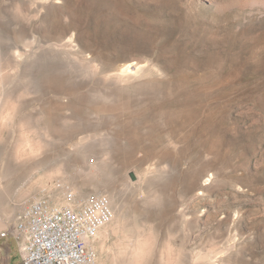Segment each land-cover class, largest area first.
Segmentation results:
<instances>
[{
  "label": "rangeland",
  "instance_id": "rangeland-1",
  "mask_svg": "<svg viewBox=\"0 0 264 264\" xmlns=\"http://www.w3.org/2000/svg\"><path fill=\"white\" fill-rule=\"evenodd\" d=\"M35 3L0 0V224L100 192L96 264H264V0Z\"/></svg>",
  "mask_w": 264,
  "mask_h": 264
},
{
  "label": "built area",
  "instance_id": "built-area-1",
  "mask_svg": "<svg viewBox=\"0 0 264 264\" xmlns=\"http://www.w3.org/2000/svg\"><path fill=\"white\" fill-rule=\"evenodd\" d=\"M66 199L65 205L57 206L50 196L41 195L18 213L10 237L21 243V264L97 263L92 245L114 217L110 200L101 193L80 201L68 194Z\"/></svg>",
  "mask_w": 264,
  "mask_h": 264
},
{
  "label": "bare ground",
  "instance_id": "bare-ground-1",
  "mask_svg": "<svg viewBox=\"0 0 264 264\" xmlns=\"http://www.w3.org/2000/svg\"><path fill=\"white\" fill-rule=\"evenodd\" d=\"M24 58H26V57H24ZM132 66H133V64L131 65H128V66H126L125 67V69H123L122 70V72H130L131 70H129V68H131L132 69ZM137 67V66H136ZM3 94H1L0 95V106L2 107V102H4L5 103V101H3L2 99H3ZM67 100V99H66ZM62 101V100H61ZM63 102V101H62ZM66 103V102H65ZM64 103V104H65ZM61 104V103H60ZM2 114V113H1ZM54 125V124H53ZM53 128V127H52ZM58 130V129H57ZM61 130V129H60ZM59 131V130H58ZM61 134V133H60ZM67 134V133H66ZM70 134V133H69ZM62 136H63V134H61ZM60 136V135H59ZM59 136H57V138L59 137ZM62 136H60V137H62ZM64 137V136H63ZM99 137V136H98ZM60 139V138H59ZM64 139V138H63ZM66 139V138H65ZM62 140V139H61ZM67 140V139H66ZM69 140V139H68ZM80 140V139H79ZM81 142H75V144H74V146H76L77 148H78V146H82V148H84L85 149V147H87V146H85V144H86V142H85V144L84 143H82L83 141L82 140H80ZM26 142V141H25ZM68 142V141H67ZM28 143V142H27ZM23 145L25 144V143H22ZM88 144V143H87ZM69 145V144H68ZM71 145V144H70ZM69 145V146H70ZM72 146H73V144H72ZM74 146H73V148H74ZM26 147V146H25ZM76 148V149H77ZM19 149V148H18ZM24 149V148H23ZM68 149H70V148H68ZM72 149V148H71ZM75 149V148H74ZM20 152H22V151H20ZM75 152H76V150H75ZM82 152H83V149H82ZM73 153H74V151H73ZM91 168H93V167H91ZM91 168L88 170L89 172L91 171ZM79 171V170H78ZM96 171V170H95ZM102 171V170H101ZM76 172V171H75ZM80 172V171H79ZM82 172V171H81ZM80 172V173H81ZM97 173L96 174H98L99 172H98V170L96 171ZM87 172H85L84 174H86ZM91 173V176H93V170H92V172H90ZM95 173V172H94ZM104 174V173H103ZM77 175H78V173H77ZM81 175H82V173H81ZM87 176H88V173L86 174ZM86 175H82V176H86ZM90 175V174H89ZM144 175V174H143ZM78 177V176H77ZM94 177H96L95 175H94ZM93 177V178H94ZM86 178H89L90 179V177H86ZM102 178V177H101ZM141 179L142 178H138V180H137V183H140L141 182ZM84 181H85V179H84ZM92 181H94V180H92ZM82 183L81 184H83V181H81ZM100 182H103V181H100ZM99 182V183H100ZM97 183V182H96ZM98 184V183H97ZM102 184V183H101ZM135 186V185H134ZM83 187V186H82ZM96 187V186H95ZM139 187H140V185H139ZM49 192V191H48ZM142 192V191H141ZM96 193H100V192H96ZM58 194V193H57ZM140 194V193H139ZM56 198V197H55ZM108 198L110 199V204H111V206H112V211L113 212H117V209L115 208V202H114V199L112 198V197H110L109 195H108ZM81 200V199H80ZM82 200H84V199H82ZM118 207V206H117ZM125 208V207H124ZM119 213V212H118ZM115 215V214H114ZM114 218V217H113ZM116 220V219H115ZM112 221H113V219H112ZM111 221V222H112ZM108 225V224H107ZM107 225H105V226H107ZM116 225V224H115ZM105 226L104 227H102V228H105ZM101 228V229H102ZM0 229H3L4 231L3 232H0V236L3 234V233H8L9 234V237L7 238L8 239V241L7 242H4V243H2V242H0V249H1V247H3V248H5L6 249V251H12V252H14L13 250V242L10 240V236L11 235H13V225H9V226H4V225H1L0 224ZM99 230L98 231V234H97V236H96V239H95V241H93V245H92V247H93V249L95 250V248H94V245H95V243L99 240V238H100V236H101V231L102 230ZM17 242V241H16ZM2 243V244H1ZM17 245H18V249H19V252L21 251V243L20 242H17ZM96 251V250H95ZM11 257V256H10ZM202 262V261H201ZM5 264H8L7 263V261L5 262Z\"/></svg>",
  "mask_w": 264,
  "mask_h": 264
},
{
  "label": "snow or ice",
  "instance_id": "snow-or-ice-1",
  "mask_svg": "<svg viewBox=\"0 0 264 264\" xmlns=\"http://www.w3.org/2000/svg\"><path fill=\"white\" fill-rule=\"evenodd\" d=\"M60 2H61V0H56V3L57 4H59ZM41 5H47V0H39V3L33 4L32 7L33 8H38ZM110 70H111L110 67H108L107 65L101 63V67L95 69L94 71H95V74H98L100 72H108ZM87 71L89 72L90 75L91 74H94L92 68L87 69ZM6 108H7V105H5V109ZM21 118H22V113H15V114H7V115H4L3 118H2V120H3V123L5 125H9V124L12 123L13 120H15L18 123ZM205 183H207V181H205Z\"/></svg>",
  "mask_w": 264,
  "mask_h": 264
}]
</instances>
